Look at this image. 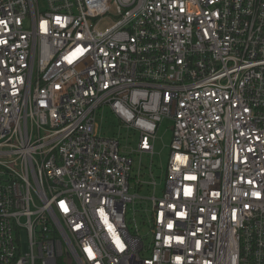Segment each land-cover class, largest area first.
<instances>
[{"label": "built area", "instance_id": "obj_1", "mask_svg": "<svg viewBox=\"0 0 264 264\" xmlns=\"http://www.w3.org/2000/svg\"><path fill=\"white\" fill-rule=\"evenodd\" d=\"M0 264H264V0H0Z\"/></svg>", "mask_w": 264, "mask_h": 264}, {"label": "rangeland", "instance_id": "obj_2", "mask_svg": "<svg viewBox=\"0 0 264 264\" xmlns=\"http://www.w3.org/2000/svg\"><path fill=\"white\" fill-rule=\"evenodd\" d=\"M112 24L110 19H105L101 22L100 27L105 28L107 26H110ZM98 123L100 124V130L101 133L105 136H113L117 133H120L122 135L123 140L130 136V132L125 128H120V121L110 112L108 111L103 116L100 115L98 118ZM171 121L166 120L162 123L160 126L158 132H157V140L155 144V155L153 157L154 164H153V171L155 176L157 177L158 181L160 182V176L163 175L164 170L167 167L171 148L170 143L172 140V130H171ZM131 141H133L134 144H137L139 140V135L137 133H131ZM137 162H139V157L136 158ZM152 161V156H145L143 158V167H144V179H149V167ZM131 190L133 192H138L142 195H150L152 194V190H150L149 186L142 185V187L138 188L133 182L131 183ZM159 192V189H158ZM160 193V192H159ZM141 207V204H130L128 208V218H129V224L132 227H135L138 223L143 228V221L146 219V215L144 212H138L137 210ZM142 214V215H140Z\"/></svg>", "mask_w": 264, "mask_h": 264}]
</instances>
